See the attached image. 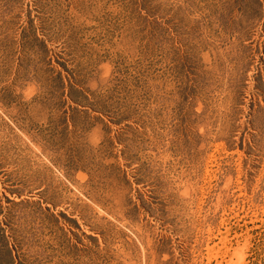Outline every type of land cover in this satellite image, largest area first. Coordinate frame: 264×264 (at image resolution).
Instances as JSON below:
<instances>
[{"label":"rangeland","instance_id":"obj_1","mask_svg":"<svg viewBox=\"0 0 264 264\" xmlns=\"http://www.w3.org/2000/svg\"><path fill=\"white\" fill-rule=\"evenodd\" d=\"M0 264H264V0H0Z\"/></svg>","mask_w":264,"mask_h":264},{"label":"bare ground","instance_id":"obj_2","mask_svg":"<svg viewBox=\"0 0 264 264\" xmlns=\"http://www.w3.org/2000/svg\"><path fill=\"white\" fill-rule=\"evenodd\" d=\"M208 174H209V173H208ZM252 236H253V235H252ZM224 246H225V245H224ZM212 256H213V255H211V257H212ZM216 256H217V255H216ZM216 256H215V257H216ZM209 259H210V258H209Z\"/></svg>","mask_w":264,"mask_h":264}]
</instances>
